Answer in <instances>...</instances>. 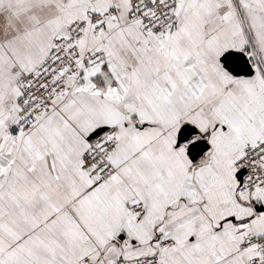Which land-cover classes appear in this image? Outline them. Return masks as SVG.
<instances>
[{
    "label": "snow or ice",
    "instance_id": "snow-or-ice-1",
    "mask_svg": "<svg viewBox=\"0 0 264 264\" xmlns=\"http://www.w3.org/2000/svg\"><path fill=\"white\" fill-rule=\"evenodd\" d=\"M0 264H264V0H0Z\"/></svg>",
    "mask_w": 264,
    "mask_h": 264
}]
</instances>
